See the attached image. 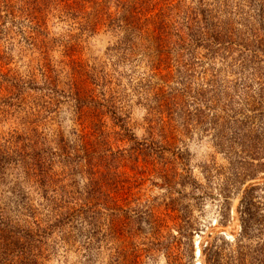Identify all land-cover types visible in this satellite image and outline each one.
<instances>
[{"label": "rangeland", "instance_id": "1", "mask_svg": "<svg viewBox=\"0 0 264 264\" xmlns=\"http://www.w3.org/2000/svg\"><path fill=\"white\" fill-rule=\"evenodd\" d=\"M46 1L0 0V264H264V0L136 1L188 39L219 8L189 68L115 0Z\"/></svg>", "mask_w": 264, "mask_h": 264}, {"label": "trees", "instance_id": "2", "mask_svg": "<svg viewBox=\"0 0 264 264\" xmlns=\"http://www.w3.org/2000/svg\"><path fill=\"white\" fill-rule=\"evenodd\" d=\"M141 3L142 0H115V5H120L122 8V12L120 13L118 18H111L110 14H107V18L109 19V24H111L112 28L116 25L119 20H123V25H125L128 29L127 38H125L126 44L132 47L133 38L138 37L142 38L143 36H147L149 39H153L154 42H157L158 49H156L158 56H159V63H171L174 62L175 65L177 63L180 64L184 68H189L190 64H183L184 61V52L185 45L187 41H193L197 44H201L203 42V47L207 49L208 53H213L216 50H221V45L223 43V39L230 33L228 26L224 25L220 20V12L219 8L215 9L217 13H213L212 9H208L206 7L199 9V15L202 18H197L196 16L198 13H195L191 20L195 21L193 24L185 25L188 26L189 39L185 37L184 29L182 25H169L167 21V17H169V11L172 9H176L177 6H167L168 11L165 13H159L151 18H142L141 8L135 2ZM47 2V1H46ZM52 5H63L62 8L65 9L67 14H71L74 18H77L81 13L82 9H84V5L91 4V5H99L96 0H50L47 2ZM177 13H174L176 16ZM151 28L152 30L148 31ZM175 36L176 41L173 43L172 48H164L167 44L170 43L166 42V37ZM219 45V46H218ZM196 46V47H197ZM187 48V47H186ZM130 50V49H128ZM175 52L171 54V52ZM216 51L214 53H218ZM164 55L162 59H160L161 55ZM211 55V54H207ZM169 62V63H168ZM167 66V65H166ZM158 95V101H165L163 104L165 109L170 116V119H174L173 117V104H176V97L175 94L169 93H156ZM161 105H158V107ZM160 111V110H159Z\"/></svg>", "mask_w": 264, "mask_h": 264}, {"label": "bare ground", "instance_id": "3", "mask_svg": "<svg viewBox=\"0 0 264 264\" xmlns=\"http://www.w3.org/2000/svg\"><path fill=\"white\" fill-rule=\"evenodd\" d=\"M199 254V253H198Z\"/></svg>", "mask_w": 264, "mask_h": 264}]
</instances>
